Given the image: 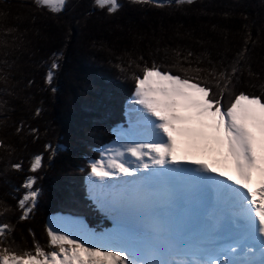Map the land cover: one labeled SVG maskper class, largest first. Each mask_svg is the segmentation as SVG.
<instances>
[{
	"label": "snow or ice",
	"instance_id": "1",
	"mask_svg": "<svg viewBox=\"0 0 264 264\" xmlns=\"http://www.w3.org/2000/svg\"><path fill=\"white\" fill-rule=\"evenodd\" d=\"M194 2L175 0V5ZM132 3L165 7L173 0ZM32 4L58 16L67 0ZM93 7L112 15L121 5L119 0H93ZM249 42L255 45L250 33L228 64L209 60L200 67L202 57L193 61L188 51L181 60L175 50L170 64L137 65L142 74L132 73L128 127L88 165L89 196L111 216L113 229L98 235L77 221L49 219L50 250L34 240L32 249L18 253L7 246L15 226L5 223L0 225V264H264V97L234 94L245 72L256 75L246 66ZM0 44L9 47L6 41ZM61 56L50 57L44 77L48 86ZM0 63L11 67L6 60ZM0 81L7 84L8 73ZM0 94L13 95L7 88ZM6 105L0 101V107ZM45 149L51 160L62 146ZM42 166L43 156L34 155L29 171ZM11 168L19 171L22 165L12 163ZM36 180L30 175L20 185L21 221L29 218L41 195Z\"/></svg>",
	"mask_w": 264,
	"mask_h": 264
},
{
	"label": "trees",
	"instance_id": "2",
	"mask_svg": "<svg viewBox=\"0 0 264 264\" xmlns=\"http://www.w3.org/2000/svg\"><path fill=\"white\" fill-rule=\"evenodd\" d=\"M119 3L120 9L109 15L94 8L93 0H67L64 11L53 16L37 10L32 0H0V42L9 45L0 44V61L11 65L0 63V75L8 73L0 89L13 93L0 94V101H7L0 107V225L15 226L7 246L18 253L32 249L34 240L50 250L45 228L51 216L81 219L98 234L113 228L88 198V165L116 140L117 130L126 129L132 73L142 74L145 63L170 64L179 50L181 60L188 51L193 61L202 57L200 67L209 60L228 64L250 33L255 45L248 44L246 66L256 75L245 72L234 94L264 97V0H195L183 7L175 0L165 7ZM53 53L62 54L61 67L48 86L44 77ZM228 99L226 94L225 104ZM48 144L62 146L51 160ZM37 154L43 166L32 173L30 162ZM12 163H21V170H13ZM30 175L37 177L34 187L41 195L29 218L21 221L17 200Z\"/></svg>",
	"mask_w": 264,
	"mask_h": 264
},
{
	"label": "rangeland",
	"instance_id": "3",
	"mask_svg": "<svg viewBox=\"0 0 264 264\" xmlns=\"http://www.w3.org/2000/svg\"><path fill=\"white\" fill-rule=\"evenodd\" d=\"M131 100H132V98L130 99V101H131ZM130 101H129V103H130ZM129 103H127V105H126V107H127V109H126L127 112H128ZM127 118H128V121H129V117H128V115H127ZM128 124H129V122H128ZM126 128H127V127H126ZM118 131H120V130H117L116 133H117ZM103 150H104V149H103ZM98 159H100V158H98ZM88 188H89V186H88ZM67 192H68L67 190L63 191V193H67ZM70 196H71V194H70ZM70 196H69V197H70ZM69 197H66V199H69ZM68 201H70V199H69ZM53 217H54V218H53ZM50 218H51V219L63 218V219L69 220V221H77V222H79L80 224H82V225H83L86 229H88L89 231L98 234L97 232L92 231V230H90L89 228H87L86 225H85V222H84L83 220H81V219H74L73 217H70V216H67V215L51 216ZM47 220H48V219H47ZM48 221H49V220H48ZM47 223H48V222H47ZM112 229H113V228L107 229L106 232H109V231H111ZM106 232H105V233H106ZM98 235H100V234H98Z\"/></svg>",
	"mask_w": 264,
	"mask_h": 264
},
{
	"label": "bare ground",
	"instance_id": "4",
	"mask_svg": "<svg viewBox=\"0 0 264 264\" xmlns=\"http://www.w3.org/2000/svg\"><path fill=\"white\" fill-rule=\"evenodd\" d=\"M136 107H138V106H136Z\"/></svg>",
	"mask_w": 264,
	"mask_h": 264
}]
</instances>
